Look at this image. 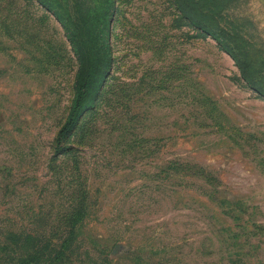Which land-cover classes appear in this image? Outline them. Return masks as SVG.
Masks as SVG:
<instances>
[{"label":"rangeland","instance_id":"374dc122","mask_svg":"<svg viewBox=\"0 0 264 264\" xmlns=\"http://www.w3.org/2000/svg\"><path fill=\"white\" fill-rule=\"evenodd\" d=\"M44 1L68 31L0 0V264H264V97L234 60L173 0ZM229 4L264 79V0ZM84 23L99 67L56 146Z\"/></svg>","mask_w":264,"mask_h":264},{"label":"trees","instance_id":"16d2710c","mask_svg":"<svg viewBox=\"0 0 264 264\" xmlns=\"http://www.w3.org/2000/svg\"><path fill=\"white\" fill-rule=\"evenodd\" d=\"M45 8L53 11L56 18L61 22L68 31L67 25L64 23L61 15L55 12L53 7H49L44 0H38ZM178 11L182 17L190 24L195 26L202 34L214 39L220 48L225 51L235 62L241 79L248 85L250 89L264 97V79L261 77L259 67L252 63L249 58V52L247 48L238 46V37L233 35L230 30H223L219 24L227 19V11L230 7V1L232 0H173ZM82 8L77 5V17L84 19ZM83 16V17H81ZM84 27V39L87 44L88 54L90 60L86 62L83 59V54L72 41L74 50L78 56L79 65L81 69L77 73V86L76 94L70 112L65 121L60 126L55 144L59 146L61 141L66 138L71 130L78 122L85 101L90 93L92 79L99 67V59L97 53L91 43L89 31L86 23ZM72 40V39H71ZM84 64L87 65L84 69Z\"/></svg>","mask_w":264,"mask_h":264}]
</instances>
